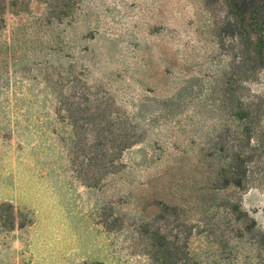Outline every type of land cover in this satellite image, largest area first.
<instances>
[{
	"label": "rangeland",
	"instance_id": "obj_1",
	"mask_svg": "<svg viewBox=\"0 0 264 264\" xmlns=\"http://www.w3.org/2000/svg\"><path fill=\"white\" fill-rule=\"evenodd\" d=\"M8 1L0 264H264V69L245 90L254 119H236L221 84L231 58L215 36L225 6ZM77 106L134 126L135 145L96 187L75 173ZM246 150L243 186L224 187L230 154Z\"/></svg>",
	"mask_w": 264,
	"mask_h": 264
},
{
	"label": "trees",
	"instance_id": "obj_2",
	"mask_svg": "<svg viewBox=\"0 0 264 264\" xmlns=\"http://www.w3.org/2000/svg\"><path fill=\"white\" fill-rule=\"evenodd\" d=\"M203 1L208 8L217 3L225 6V17L215 28L221 49L231 58L229 70L221 81L225 103L236 119L250 122L255 116L245 90L264 69V0ZM8 5V0H0V29L5 24ZM227 39L231 41L228 45ZM67 111L74 129L75 173L84 185L99 186L105 176L117 173L123 152L135 145L134 126L129 120L120 121L114 112L103 111L101 106L93 109L77 106ZM242 136L247 140L249 150L256 151L251 147L252 130L249 132L248 129ZM249 150L230 154L231 162L221 175L224 187L243 186L248 174ZM163 247L171 249L167 256L173 251L176 255L181 254V248L175 244ZM179 263L174 261L172 264Z\"/></svg>",
	"mask_w": 264,
	"mask_h": 264
}]
</instances>
